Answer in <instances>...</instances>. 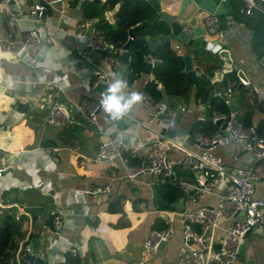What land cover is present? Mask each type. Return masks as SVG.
<instances>
[{
    "label": "crops",
    "instance_id": "obj_1",
    "mask_svg": "<svg viewBox=\"0 0 264 264\" xmlns=\"http://www.w3.org/2000/svg\"><path fill=\"white\" fill-rule=\"evenodd\" d=\"M18 1L19 20L9 34L0 0V166L8 165L0 177V224L9 211L13 212L14 218L18 212L20 218L15 219L20 222L22 239L27 238L30 242L32 238H39L43 251L47 252L48 264H55L58 261L52 260L62 250L63 244H51L54 235L49 210L60 207L66 212L61 236L79 248L78 254L73 256L76 261H69L73 264H186L182 259L183 222L180 212L195 210L201 204H214L216 196L205 194L197 201L182 198L171 209H158L154 206L157 182L154 174L143 171L134 179L124 176L125 166L137 167L146 160V146L159 139L161 129L166 126V120L158 116L147 125L140 124L138 121H147V112L139 102L120 115L131 119V123L122 130L127 132L128 154L123 160L96 158L103 136L86 120L76 104L85 97L101 102L103 92L86 89L78 69L83 66L84 72L88 73L87 67H105L106 63L103 54L89 51L86 46H83L87 51L86 57H77L76 49L80 44L72 34L74 29H87L96 22L97 18H85L83 15L84 4L91 0H78L73 5L67 0L50 6L46 16L52 23H46L45 17H34L28 12L31 5L40 0ZM243 2L229 0L233 19L223 30L224 21L219 15L216 25L225 31L224 47L230 49L234 62L249 79L239 87L238 76H227L231 82H236L231 87V107L241 118H249L264 135V66L259 60L260 53L251 45L253 31L248 24L251 16L238 10ZM110 10L105 12V16L113 24L115 11L109 18L107 12ZM29 26L36 27L41 36L50 38L48 42L42 38L31 44V49L42 48L37 66L25 62L18 54L24 28ZM187 29L193 36L192 28ZM163 33L170 34V31ZM168 40L176 57H183L185 53L191 55L194 69L201 72L198 79L204 68L197 64V59L208 63L203 56L207 52L187 46L172 34ZM152 68L150 73L142 70L131 82L125 77H110L108 85L117 79L125 80L127 87L122 88L120 94L128 99L133 92L146 88L147 82L153 79ZM59 78L64 81L56 86L54 82ZM222 79L211 81L208 77V96L204 99L196 96V82H192L183 94L164 93L159 99L166 105L170 125L180 130L191 127L197 119L210 118L213 109L210 107L211 97L219 96V92L225 90L221 85ZM30 81L35 82L31 84ZM157 86L161 88L162 85L157 82ZM54 100L64 104L74 119L73 124L54 127L46 122ZM97 119L109 128H118L116 119L111 121L104 108L98 112ZM163 138L167 143L168 157L179 159L187 144L181 146ZM45 141L49 144L44 145ZM51 147L58 149L52 150ZM230 148L238 151L236 159L230 154ZM215 151L226 164H245L251 160L250 152L242 148L239 140L232 138L223 145H217ZM29 152L33 154L28 156V161L23 155ZM110 180L109 192L82 195L76 191L86 184L104 185ZM253 194L264 198V182L254 183ZM169 222L173 226L171 236L158 250L145 249L143 241L150 230L156 224L164 226ZM222 231V227L217 228L216 236H220ZM241 252L244 260L236 259L232 264H264L262 226L246 234Z\"/></svg>",
    "mask_w": 264,
    "mask_h": 264
},
{
    "label": "built area",
    "instance_id": "obj_2",
    "mask_svg": "<svg viewBox=\"0 0 264 264\" xmlns=\"http://www.w3.org/2000/svg\"><path fill=\"white\" fill-rule=\"evenodd\" d=\"M66 1L47 0L46 2L49 8L57 5L58 2L63 4ZM243 1V4L238 8L240 12L249 15L255 11L264 13V5L262 4L264 0ZM18 7V0H1V9L9 27V34L14 30L15 22L19 20ZM45 8L41 1H36L31 5L28 12L34 17H41ZM60 10L62 11V9ZM46 15V23H52L48 22L49 19ZM60 15L63 16L64 13L61 12ZM219 18V14L214 12L205 15L203 19L204 29L201 35L206 41L212 37L224 35V31L216 25ZM187 28L184 29L185 32H187ZM72 34L80 44L76 49L77 57H86L87 51L83 46L103 50L105 67H87L88 73L84 72L83 66L78 69L86 89H93L100 81L108 83L110 77L116 76L117 67L121 63L120 54L124 50L123 47L115 45L107 37L104 30L95 23L87 29H74ZM42 38L47 42L50 40L46 35L41 36L34 26L24 28L18 54L25 62L33 66L39 64L42 48L31 49V44L40 41ZM259 60L264 66V54L259 57ZM61 81L64 80L59 78L54 84L58 86L62 83ZM34 82L30 81L29 83L33 84ZM232 91L231 87H227L224 91L219 92L229 108L211 111L210 120L216 126L215 131L211 135H205L194 130V141L184 147L179 159L173 160L168 157L167 143L163 138L161 140L156 139L146 146V160L142 164L137 167L125 166V177L134 179L140 172H151L156 176L157 182L176 183L188 200L197 201L205 194L216 196L214 204H201L195 210H182L180 212L183 222L182 259L186 264H229L235 261L237 253L242 251L245 245L246 232L258 226L264 228V198L256 197L253 194L254 183L264 182V135L258 132L255 124L243 125L237 119L238 112L231 107ZM136 93L141 96V100L138 102L146 108L147 112V121H138L140 124L147 125L157 116L164 120L171 119L165 111V103L161 99H156L149 90L143 87L138 89ZM76 107L82 112L86 120L96 127L101 137L103 136L98 146L96 158H119L123 160L130 147L126 138V130L112 129L98 122V109L103 107L101 102L95 98H82ZM46 122L54 127H62L73 124L74 119L62 102L54 100L49 114L46 116ZM222 125L225 126L222 128ZM229 138L239 140L242 148L250 152V162L245 164L224 163L222 156L215 151V147L227 143ZM169 142L178 144L170 139ZM51 149L57 150L58 148L51 147ZM237 153L236 149L230 148V154L234 159H236ZM32 154L33 152H29L23 155V158L29 161L28 156ZM7 167L6 164L0 166V177ZM187 171L190 172L189 176L181 174V172ZM111 183L110 180L104 185L86 184L76 191L82 195L109 192ZM241 211L243 212L242 215L240 214ZM65 213V210L60 207H52L49 210L51 229L54 235L51 244H59V242L63 244V246L61 245L62 250L56 253L52 262L73 264L67 260V255L71 257L77 255L79 248L61 236ZM15 218H20L18 212L15 213ZM220 227L223 230L222 234L216 236L215 231ZM172 232L171 222L163 227L153 228L144 239L143 246L147 250L156 251L160 247V242L166 241ZM30 251L31 244L28 239H20L16 251L8 256L7 264H29L23 256Z\"/></svg>",
    "mask_w": 264,
    "mask_h": 264
},
{
    "label": "trees",
    "instance_id": "obj_3",
    "mask_svg": "<svg viewBox=\"0 0 264 264\" xmlns=\"http://www.w3.org/2000/svg\"><path fill=\"white\" fill-rule=\"evenodd\" d=\"M76 2L78 0H69L72 5ZM116 4L118 7L113 13V20L117 23V27H114L112 22L106 18L105 12L112 9ZM83 15L85 18H97L95 24L102 28L107 37L118 47H123L130 38L129 31L133 32V37L130 38L129 43L128 67L123 75L127 81H133L141 73L144 58L150 54L158 62L152 68L153 79L147 82L146 89L156 99L161 98L164 93L177 95L188 91L192 85L191 76L188 71L184 70L183 57L174 55L169 40L160 41L153 50L148 48L146 34L153 36L166 32L168 29L158 19L157 9L147 0H103L100 2L91 0L84 4ZM249 16L251 17L248 24L253 31L251 45L261 56L264 54V13L255 11ZM197 64L204 68V71L213 70L219 66V62L204 63L201 59H197ZM228 75L237 77L234 70L227 72L221 81L224 89L236 85V82L233 83L230 81L231 79L227 78ZM157 82L161 83V88H158ZM245 89L249 90L247 87ZM208 90V76L204 72L196 81V96L204 99L208 96ZM262 104H264V100H262ZM210 107L213 108L212 110H227L229 108L220 95L211 97ZM237 119L243 125L252 124L249 118H241L240 115H237ZM192 126L195 131H200L205 135H211L216 128L210 118L197 119L192 123ZM43 144L47 145L49 141H45ZM127 154L128 152L125 155ZM154 190V206L158 209H171L179 199H186L185 194L176 183L156 182ZM160 227H163V224L155 225V228ZM22 238L23 231L20 222L14 218L13 212L9 211L3 223L0 224V264H7L8 256L16 251L19 240ZM67 260L73 263L76 261L70 255H67Z\"/></svg>",
    "mask_w": 264,
    "mask_h": 264
},
{
    "label": "water",
    "instance_id": "obj_4",
    "mask_svg": "<svg viewBox=\"0 0 264 264\" xmlns=\"http://www.w3.org/2000/svg\"><path fill=\"white\" fill-rule=\"evenodd\" d=\"M44 5L45 9L42 12V17H45L48 4L45 0H40ZM100 2L101 0H94ZM153 7L157 9V17L163 23L164 27L170 31V34L176 36L181 42L186 44L191 48L204 49L207 53L203 55L207 58L209 63L219 62V66L213 70L204 71L206 75L211 79V81H219L223 78L224 74L234 70L236 75L239 78L238 86L241 87L244 83H248L249 79L245 71L239 67V65L234 62L231 55V51L228 47H224V37L217 36L212 37L210 40L206 41L202 37L203 32V19L208 13H215L221 15V19L224 21L223 30L229 25V20L233 19V14L231 13L232 7L229 3V0H147ZM121 2V1H120ZM59 3V2H58ZM57 4V3H56ZM264 5V2H262ZM118 7L116 4L110 11L107 12L108 17L111 18V14ZM113 26L117 27V23L113 22ZM190 27L193 31V36L188 32H185V28ZM168 33H160L157 35L146 34L145 38L148 41V48L153 50L160 41H164L169 38ZM225 34V31H224ZM129 37H133V32L129 31ZM130 38L123 45V51L120 54L121 63L117 67L116 76L123 77L125 70L128 67L129 62V43ZM86 49L89 51H97L103 54V50L91 48L86 46ZM184 60V70L188 71L191 76V81L194 83L197 80V76L201 73L196 71L193 67V61L189 53L183 55ZM158 62L157 59L153 58L150 54L146 55L143 62V71L145 73H150L151 68ZM109 85L105 81H100L94 87L95 90L103 92V98L108 94L107 89ZM101 109H98V112ZM106 112V111H105ZM108 118L112 121L116 119L119 129L129 123L131 119L126 116H117L115 113L106 112ZM166 126L161 129V136L159 140L166 137L172 141H175L178 144H192L194 141V128L193 126L189 128H184L177 130L174 126L170 125L168 120L165 121ZM225 125H222V128ZM226 133V131H223ZM153 142V141H152ZM150 142V143H152ZM181 174L189 176L190 172H181ZM242 211L240 214L242 215ZM250 230L246 232L249 233ZM31 251L24 254V258L29 262V264H48L45 259L47 252L43 251L42 244L39 238L31 239ZM164 242H160V247ZM245 256L241 251L237 253V259L243 261ZM55 264H61L56 262ZM92 264V263H89ZM229 264H232L229 263Z\"/></svg>",
    "mask_w": 264,
    "mask_h": 264
},
{
    "label": "clouds",
    "instance_id": "obj_5",
    "mask_svg": "<svg viewBox=\"0 0 264 264\" xmlns=\"http://www.w3.org/2000/svg\"><path fill=\"white\" fill-rule=\"evenodd\" d=\"M126 87L127 82L121 79H117L115 83L109 85L108 94L101 100L102 107L106 112L115 113L119 117L130 109L134 103L141 100V96L136 92H133L130 98L125 99L120 93L121 89Z\"/></svg>",
    "mask_w": 264,
    "mask_h": 264
}]
</instances>
